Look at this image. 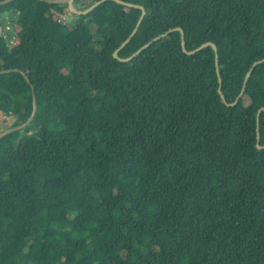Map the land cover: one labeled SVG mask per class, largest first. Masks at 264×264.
Here are the masks:
<instances>
[{"label": "trees", "instance_id": "16d2710c", "mask_svg": "<svg viewBox=\"0 0 264 264\" xmlns=\"http://www.w3.org/2000/svg\"><path fill=\"white\" fill-rule=\"evenodd\" d=\"M55 1L0 6V123L36 99L0 138V264H264V0H120L126 62L140 9Z\"/></svg>", "mask_w": 264, "mask_h": 264}, {"label": "water", "instance_id": "95a60500", "mask_svg": "<svg viewBox=\"0 0 264 264\" xmlns=\"http://www.w3.org/2000/svg\"><path fill=\"white\" fill-rule=\"evenodd\" d=\"M12 0H5V1H2V2H0V6H2V5H5V4H8L9 2H11ZM104 1H106V0H101V1H99V2H97V3H95V4H93L91 7H89L88 9H86L85 11H77L74 7H73V5H72V2H73V0H61V1H55L54 3H65V4H67V6H68V10H69V12L70 13H72V14H74V15H85V14H87V13H89V12H91V11H93L99 4H101L102 2H104ZM112 1H115V2H117V3H119V4H122V5H125V6H128V7H134V8H138V9H140L141 11H142V14H141V16H140V18H139V20H138V22H137V25H136V27H135V29L132 31V33H131V35L121 44V46L113 53V57L115 58V59H118L119 61H121V62H126V61H128L129 59H120L118 56H117V53H118V51L121 49V48H123L131 39H132V37L134 36V34L136 33V31H137V29H138V27H139V24L141 23V21H142V19H143V17H144V15H145V10H144V8L143 7H141V6H138V5H134V4H128V3H125V2H123V1H120V0H112ZM48 2H50V1H48ZM175 30H178L179 32H180V34H181V39H182V50H183V52L184 53H186L187 55H191V54H193V53H195L196 51H199V50H201L202 48H204V47H207V46H211L212 48H213V50H214V52H215V64H216V72H217V74H218V65H217V48H216V46L214 45V44H211V43H206V44H203V45H201L199 48H197L196 50H194V51H191V52H187L186 50H185V47H184V42H183V32H182V30L181 29H175ZM2 34V29H1V27H0V35ZM156 39H158V38H156ZM156 39H154L153 41H155ZM152 41V42H153ZM150 43V42H149ZM149 43L148 44H146V45H144L140 50H138L136 53H139L142 49H144V48H146L148 45H149ZM259 62H257V63H254V65H256V64H258ZM218 76V81H219V84L221 83V79H220V77H219V75H217ZM248 77H249V72L246 74V77H245V81H244V86H243V88H242V91H241V93H240V95H239V97L238 98H240V96L242 95V93L244 92V88H245V84H246V81H247V79H248ZM27 82L29 83V81L27 80ZM219 93H220V91H219ZM221 94V93H220ZM238 100V99H237ZM36 99H35V97L33 96V105H34V107H33V110H32V115L30 116V118L24 123V124H22V125H20V126H17V127H14V128H10V129H8V130H5V131H3V132H0V138H2V137H4L5 135H7V134H10V133H12V132H15V131H18V130H20V129H22V128H24L25 126H27L30 122H31V120L33 119V117H34V115H35V110H36ZM262 110H264V108L262 109ZM261 111V110H260ZM257 122H258V115H257ZM258 141H259V136H258V131H257V148H264V147H260L259 145H258Z\"/></svg>", "mask_w": 264, "mask_h": 264}, {"label": "rangeland", "instance_id": "374dc122", "mask_svg": "<svg viewBox=\"0 0 264 264\" xmlns=\"http://www.w3.org/2000/svg\"><path fill=\"white\" fill-rule=\"evenodd\" d=\"M105 11V9L104 8H100V10H99V13H103ZM4 17H5V19H7L6 21H8L9 19H10V15H4ZM61 20H63V21H65V22H70V21H74V19L72 20V18H71V16L69 15V14H65V15H63L62 16V18H61ZM92 25L93 26H97V24H99L100 22H102V20L100 21V19L98 18V16L97 17H94L93 19H92ZM23 26H26L27 25V21L25 20L24 22H23V24H22ZM0 116H1V118H3V119H5L6 117H3V115L2 114H0ZM5 120H7V118L5 119ZM10 125H11V121L9 120V121H7L6 123H0V130L3 132V131H5V130H8L9 129V127H10ZM21 148H22V150L23 151H25V152H29V151H31L32 149H31V146L29 145V142L27 141V140H24L22 143H21Z\"/></svg>", "mask_w": 264, "mask_h": 264}]
</instances>
